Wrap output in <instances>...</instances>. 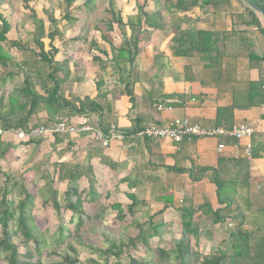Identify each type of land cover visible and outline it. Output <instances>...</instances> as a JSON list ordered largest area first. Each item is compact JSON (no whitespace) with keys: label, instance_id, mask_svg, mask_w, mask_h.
Wrapping results in <instances>:
<instances>
[{"label":"crops","instance_id":"1","mask_svg":"<svg viewBox=\"0 0 264 264\" xmlns=\"http://www.w3.org/2000/svg\"><path fill=\"white\" fill-rule=\"evenodd\" d=\"M164 17L165 20L177 18L176 24L172 23L173 27L166 23V30L157 32L168 38L164 49L161 45L157 46L154 32L150 36L143 34L141 38L140 53L129 78L130 82H134L130 88L135 98L134 105L125 94V85L121 84L119 75L110 67L101 71L99 66H95L97 68L90 69L89 76L80 75L79 68L72 65L70 72L74 71V76L64 84L65 91L62 87L63 96L68 101L94 100L99 95L98 105L101 108L98 113L86 115L64 111L57 117L75 125L89 120L96 128L101 126V130L107 132L110 126L115 125L126 133V139L113 141L105 148L92 137L35 136L21 141L12 134H5L0 138L7 155L0 159V172L11 174L20 181L24 178L29 186L41 192L45 177L51 176L52 179L55 166L64 164L67 174L81 176L78 182L80 191L95 187L101 197L99 203L104 207L119 205L125 213L132 205L131 196L134 197L138 205L134 220L141 224L147 223L168 204L169 209L155 221L164 229L163 243L172 240L175 245L182 232L177 210L184 203H193L195 207L208 203L214 211L220 208L212 174H205L200 182H193L190 171L197 173L203 168L217 169L219 162L224 161V179L249 184L247 190L242 185L237 191L243 198L242 209L247 208L250 201L254 212L264 211V102L246 109H232L235 104L249 105L256 97L251 84L264 83V0H200L199 7L187 13H164ZM188 30L212 33L214 40L218 41L222 57H216V52L194 54L187 59L175 57L172 50L174 35ZM147 37L149 39H145ZM158 50L161 55L157 54ZM251 54L256 58L251 59ZM21 62L17 64L21 65ZM37 71L30 70L34 75ZM70 72L68 67V74ZM96 78L103 81L100 92L95 84ZM33 80L39 94H45L38 83L43 79ZM124 80L128 83V79ZM23 81V77L8 80L4 89H0V97L6 95L4 105L15 86ZM159 105L172 110L159 112ZM219 110L232 111L219 116ZM54 116L53 109L42 106L32 116H28L27 112H18L10 124L16 129V119H25L27 131H34L42 126L49 127L57 118ZM182 119H189L204 128L217 127L219 119L224 124H252L255 128L254 151L260 157L248 162L244 158L242 144L236 147L233 140H227L225 150L219 154L221 141L217 139L176 144L168 140L136 138L132 132L148 124L164 126ZM16 130L26 132L20 128ZM67 185L68 181L56 186L61 196ZM115 214L110 210L108 216L114 215L115 218ZM132 221L128 217L126 227ZM195 225L200 230L199 245L205 253L207 248L208 254L222 246L237 221L212 226L206 217L198 213ZM212 245H218L217 250L210 251Z\"/></svg>","mask_w":264,"mask_h":264},{"label":"trees","instance_id":"2","mask_svg":"<svg viewBox=\"0 0 264 264\" xmlns=\"http://www.w3.org/2000/svg\"><path fill=\"white\" fill-rule=\"evenodd\" d=\"M17 1L21 2L24 10L30 13L29 17L35 26V31L30 42L10 39L12 26L4 16L0 15V89H4L8 80L24 78L23 83L16 85L14 92L7 97L6 105H4L6 95L2 94L0 97V127L11 129L10 123L18 112H27L28 116H32L42 106L53 109L56 117L61 116L64 111L78 115L98 113L101 108L98 105L99 95L94 100L85 98L74 101H68L63 96L62 87L69 79L68 67L72 58H65L62 62L58 60V57L64 54L62 48L56 46V41H63L64 38V34L59 29V21L53 15L47 14L50 28L46 31L44 22L38 18L32 6L35 0ZM60 1L65 6L64 21L67 23L77 21L75 19L73 21L71 14L78 0ZM97 1L84 0L83 8L90 9ZM7 2L9 3V0H0V3ZM136 4L137 16L125 22L122 12L116 11L114 1H107L105 9L107 18L103 19L96 29L110 51L109 53L101 51V56L105 59L95 56L92 60L93 63L99 64L101 71L110 67L119 75L121 84L125 85V94L130 98L132 105L135 104V98L130 88L134 82H130L129 78L140 53L139 45L143 34L150 36L152 32H164L167 28L164 13H187L199 7L200 0H143L142 2L136 0ZM115 27L121 32L120 45H117L110 36ZM125 29L131 30L130 37L124 32ZM45 39L48 40V44L44 42ZM82 39L78 37L74 41L78 42ZM172 41L175 57L187 59L194 54L209 55L213 52H216V57L221 56L218 41L214 40L213 34L208 31L176 32ZM97 45L92 43L94 48H98ZM5 48L25 55L21 65L5 53ZM250 58L256 57L251 54ZM75 67L79 68L78 64H75ZM32 69H38L35 75L30 72ZM34 78L43 79L38 83L42 85L45 94L41 95L36 90ZM125 78L128 79V83H125ZM95 84L100 92L103 81L96 78ZM251 89L256 97L251 99L249 105L235 104L233 110L263 104L264 83L251 84ZM231 111L219 110L218 115L225 116L226 112L231 113ZM16 120V129H23L26 133L32 132V130L27 131L25 119ZM235 124L238 123L224 124L219 119L217 127L231 128ZM99 127L102 131L101 126ZM137 131L139 130L132 132L135 134ZM102 132L107 133L106 130ZM6 155L7 150L3 151L0 138V159L5 158ZM253 156L254 159L260 157L256 150ZM223 162L222 160L219 162L217 169L203 168L197 173L190 171L193 182H200L205 174H212L211 180L217 188L220 208L214 211L208 203L200 207H195L193 203H184L177 210L182 223L181 238L177 244L169 248L160 246L164 229L155 221L169 209L168 204L147 223L141 224L134 220L138 208L134 197L131 196L132 205L125 213L119 205L104 207L99 203L101 197L95 187L91 186L87 191H80L78 182L81 176L76 173L67 174L64 164L55 166L52 179L51 176L45 177V186L41 192L35 190L42 199L43 208L50 206L59 220L70 214L69 223L74 225V229L71 231L66 225L61 224L49 239L48 234L41 237L32 216L33 204L37 199L33 192L34 187L29 186L24 178L20 181L11 174L0 172V264H44L45 254L48 257L58 258L53 264H264V211L254 212L250 201L248 207L242 209L243 198L237 191L241 190L242 185L247 190L249 184L224 179ZM66 181H68L67 190L61 196L56 186ZM110 210L116 212L115 218L122 224L128 217L133 219L126 228L134 230L136 235L127 237L126 242L121 241L119 245L94 228L95 225H102L105 222ZM198 213L206 217L212 226L237 221L228 239L216 252L206 254L199 245L200 230L195 225V216ZM90 224L94 226L90 228L91 233L105 236L106 248L94 247L86 243L83 234ZM78 246H84L91 251V258L84 263L80 260ZM52 247L58 249L50 251ZM59 248H65L66 253L61 254ZM94 256L98 259L92 258Z\"/></svg>","mask_w":264,"mask_h":264},{"label":"rangeland","instance_id":"3","mask_svg":"<svg viewBox=\"0 0 264 264\" xmlns=\"http://www.w3.org/2000/svg\"><path fill=\"white\" fill-rule=\"evenodd\" d=\"M108 0H98L94 5H91V8H83L84 0H78L76 3V7L72 10V17L77 21L67 23L64 21L63 17L65 14V6L61 3L60 0H35L32 4L35 9L37 16L41 19L46 27V31L50 28V22L48 21L47 14L53 15L59 21V29L64 34L63 41H56V46L62 48L64 54L58 57V60L62 62L65 58L72 59L70 61L69 72L72 69V65L78 64L80 75L87 74L91 76V70L95 69L99 66V64H95L92 62L93 57H100L105 59L104 56H101V51H107L109 53V47L101 40V34L97 31V26L100 24L103 19H106L105 9L107 8ZM115 3L116 11L122 12V17L125 22H127L130 18H134L137 16V4L136 0H113ZM143 1V0H139ZM0 15L4 16L6 20L11 24L12 30L10 34V39L21 40L24 42L31 41L32 35L35 31V26L30 19V13L25 11L21 2L17 0H9V3H0ZM166 15V14H165ZM175 17V16H174ZM177 18H173L172 20H166V23L169 26H172V23H176ZM171 27V28H172ZM174 29V28H173ZM146 30V28H145ZM129 37L131 30L124 31ZM150 32V31H148ZM162 33V32H161ZM161 33L154 32V38L157 39V46L162 47L164 49L166 39ZM167 35V34H166ZM171 35V33H170ZM169 35V36H170ZM111 38L117 45H120L122 42V36L120 30L115 27L114 31L110 33ZM81 37L83 38L80 41H74L75 38ZM168 37V36H165ZM144 39V38H143ZM145 39H149L148 37ZM144 39V40H145ZM46 44H48V40H44ZM64 43V44H63ZM93 44H98V48H94ZM32 47H35L32 45ZM75 53L73 55V53ZM157 53L161 55L160 50ZM62 52V53H63ZM5 53L16 61V63H20L24 60V54H18L15 51H8L5 48ZM162 55H165L164 53ZM29 59V58H28ZM160 59V58H159ZM84 65H87L84 69ZM92 66V67H91ZM94 67V68H93ZM82 68V69H81ZM80 70L84 72H80ZM74 71L69 73V79L74 76ZM68 79V81H69ZM67 81V82H68ZM66 86H64L63 91H65ZM71 91V89H70ZM37 199L34 201L32 216L35 219L36 227L38 230V234L42 237L48 234V239L53 236V234L58 229L59 225L64 224L66 227L70 228L71 231L74 229V225L69 223L71 216L70 214H66L62 220H59L56 215L53 213L51 207L43 208L42 199L38 195L37 191H34ZM114 215L108 216L105 222L101 225L90 224L87 226L85 230V234H83L86 243L93 245L94 247L106 248L107 245L105 243V236L102 234H94L91 233L90 228L94 227L99 232L108 236L116 245H119L121 241L126 242L127 237H134L136 233L134 230H130L126 228V223H120ZM127 229V230H126ZM48 232V233H47ZM155 245V243H154ZM161 247L169 248V246H173L172 240H167L163 243L160 242ZM33 248V245H31ZM218 245L210 246V251L217 250ZM79 257L80 260L84 263L86 260L91 258V251L84 247L78 246ZM58 249L57 247H52L50 251ZM61 254H65V248H59ZM209 252L206 248V253ZM94 259H98L97 256L92 257ZM58 261V258L55 256L48 257L46 254L43 256L44 264H53Z\"/></svg>","mask_w":264,"mask_h":264},{"label":"built area","instance_id":"4","mask_svg":"<svg viewBox=\"0 0 264 264\" xmlns=\"http://www.w3.org/2000/svg\"><path fill=\"white\" fill-rule=\"evenodd\" d=\"M159 112L171 111L170 107L159 105ZM5 134H12L21 141H27L31 138L46 136H69L73 138L92 137L102 147L107 148L113 141H123L126 139V133L121 132L117 126H110L107 134L100 131L89 120L82 125L72 124L64 118L57 117L49 127H39L36 130L26 133L14 128L5 130L0 127V137ZM134 136L140 139L149 140H168L176 144L185 142L191 143L197 139H217L221 143L218 145V153L221 154L226 148V141L233 140L236 147L242 144L244 158L251 162L254 160V143L255 128L249 123H238L231 128L214 127L204 128L193 123L189 119L174 120L167 125L160 126L148 124L137 131Z\"/></svg>","mask_w":264,"mask_h":264}]
</instances>
